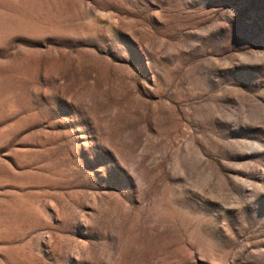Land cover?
Segmentation results:
<instances>
[{
    "label": "rangeland",
    "instance_id": "rangeland-1",
    "mask_svg": "<svg viewBox=\"0 0 264 264\" xmlns=\"http://www.w3.org/2000/svg\"><path fill=\"white\" fill-rule=\"evenodd\" d=\"M0 264H264V0H0Z\"/></svg>",
    "mask_w": 264,
    "mask_h": 264
}]
</instances>
